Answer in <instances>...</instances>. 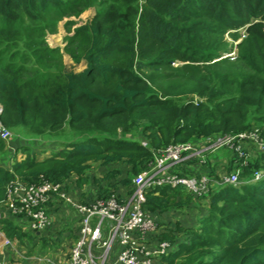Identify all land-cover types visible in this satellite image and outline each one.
<instances>
[{"label": "trees", "instance_id": "trees-1", "mask_svg": "<svg viewBox=\"0 0 264 264\" xmlns=\"http://www.w3.org/2000/svg\"><path fill=\"white\" fill-rule=\"evenodd\" d=\"M92 3L97 12L69 38L80 45L76 62L83 61L81 70L44 60L46 71L53 73L22 80L26 70L20 64L10 68L12 54L0 67L1 123L29 127L44 136L45 144L55 145L42 149L51 153L40 158V152L25 145L9 152L0 139L3 207L7 188L15 181L60 184L81 203L112 193L121 199L131 193L132 178L147 167L154 152L169 143L252 129L264 135V0H0V31L13 43L19 16L46 27L48 10L59 17L77 14L79 6ZM227 35L238 40L236 52L221 57L233 48ZM38 48L36 44L31 50ZM48 51L40 46L42 56L27 63H36ZM176 61L183 62L179 72L172 66ZM145 69L165 71L162 82L175 71L174 91L160 92ZM246 150L245 164V158L231 150L220 151L227 158L225 170L239 169L238 185L210 188L202 195L170 186L145 192L143 209L157 221L150 236L170 244L153 264H264V176L250 180L254 171L264 172V152L253 144ZM211 157L215 155L198 165L189 161L181 174L215 175ZM95 163L107 167L90 178ZM89 179L91 189L81 191ZM75 213V229L65 232L73 242L80 220ZM174 213L187 220H166ZM12 218L28 220L24 214ZM13 219L2 218L0 230L26 246L18 233L22 226ZM37 234L26 236L46 243V237Z\"/></svg>", "mask_w": 264, "mask_h": 264}, {"label": "built area", "instance_id": "built-area-1", "mask_svg": "<svg viewBox=\"0 0 264 264\" xmlns=\"http://www.w3.org/2000/svg\"><path fill=\"white\" fill-rule=\"evenodd\" d=\"M8 132L0 121V139L6 140ZM247 144H253L264 152V135L252 129L206 137L201 144L192 141L169 143L154 152L147 167L132 178L131 193L121 199L112 193L105 198L81 203L73 201L60 184L15 181L7 188L4 205L13 215L24 214L35 230H43L51 223L47 215V203L62 200L79 213L78 237L68 257L61 262L52 261V264H104L114 242L120 246L117 255L119 264H153L156 257L169 250L170 244L166 240L153 241L150 236L156 231L157 221L155 215L143 209L145 192L153 187L170 186L182 187L195 195H202L210 188L238 185L239 169L217 171L215 175H190L181 174V168L190 167L188 162L192 160L197 165L203 164L208 156L222 149L231 150L238 157L245 158L242 162L245 164L249 156ZM263 176L264 172L254 171L250 180L256 181ZM3 216L0 210V218ZM0 264H4L1 259Z\"/></svg>", "mask_w": 264, "mask_h": 264}, {"label": "rangeland", "instance_id": "rangeland-1", "mask_svg": "<svg viewBox=\"0 0 264 264\" xmlns=\"http://www.w3.org/2000/svg\"><path fill=\"white\" fill-rule=\"evenodd\" d=\"M82 3V0H80ZM97 6L95 3H92L90 6L87 7H78L77 14H64L59 17H56L54 14V11L52 9L48 10L47 13H45V19H48L46 22V27L42 25V23L38 22H32L28 20V18L24 16H19L18 17V22L15 23V28L16 31L13 32L15 37V41L11 43L10 41L8 42V38L5 37L3 32L0 31V67L3 65L5 62V59L9 56L12 60V64L10 66L11 69L17 67L19 64L22 68V71L26 70L24 74L22 75V80H30V79H36L37 77L39 78L42 74L46 76L47 74L51 73L52 71H46L43 61L47 60L48 62H53L56 64H61L63 65L64 68H72L74 70H81L83 68V61L81 62H76L77 57L79 56V53L81 52L80 45L76 44L75 42L70 43L69 38L70 36L74 33L75 27L83 24L84 22L90 20L95 13L97 12ZM56 19V21H55ZM0 20V27L3 26V22ZM2 23V25H1ZM19 26V27H18ZM43 26V27H42ZM19 32V33H18ZM20 37V39H19ZM24 39H22V38ZM34 38H37L38 41L34 44L32 43ZM227 39L229 42H232L233 48L231 52L223 53L221 57L224 56H234L236 50H235V44L237 41H232L229 35H227ZM28 41L32 44L28 45L27 43H23V41ZM22 43H21V42ZM41 41V42H40ZM38 44L39 48L36 50H31L34 45ZM40 46H43L47 48L48 53H46L45 57L42 59H39L36 63H27V60L32 58L34 60L35 58H38L39 56H42L43 53L40 52ZM30 47V49H29ZM26 49V50H25ZM28 49V50H27ZM72 53L74 55H72ZM24 54V58L22 59ZM28 57H26V56ZM76 57V58H74ZM59 62V63H58ZM183 62H174L172 64L173 68L175 69L176 72H179L182 68ZM175 71L169 72V75H174L172 77H166V81L162 82L161 77H164L165 71H156L155 69H145L144 73L147 75H150L154 77V86L160 91L163 92L164 88L170 89L174 91V86L178 81V78L175 77L176 73ZM53 73V72H52ZM43 76V77H44ZM193 95V94H192ZM191 95V96H192ZM194 100L198 98V96L194 95L193 96ZM2 126L7 129L9 132V136L4 140L6 143V149L9 150V152H12L13 149H15V146H20V145H25L28 146V148L33 151L36 150L37 153L40 152L38 155L40 158H45L47 155L51 153V149H46L43 151L42 149L52 146L54 144H45L43 142V137L39 132L35 131H30L28 130L29 127H20V128H9L8 126H5L2 124ZM204 141V139L199 140L196 142L197 144H201ZM53 142V141H52ZM45 144L46 146H44ZM55 146V145H54ZM52 146L53 148H55ZM17 155H22V152L20 149L17 150ZM43 152V153H42ZM215 163V167L217 171H227L225 170L226 167V162L227 158L222 156L220 154V150L215 153V157H211ZM95 168L92 170L88 171V176L91 178L92 176H98L102 171L106 169L107 166H103L101 164L95 163ZM115 166V165H110ZM98 174V175H97ZM90 179L80 187V190L82 191H89L91 189V185L89 184ZM215 189V187H214ZM213 189V190H214ZM80 192V191H79ZM93 192V191H92ZM185 192L181 191V198L185 199ZM74 195V194H73ZM73 201H76V198L79 199L77 196L76 198L70 196ZM206 199L199 198V203L204 204ZM55 202L52 205L47 206V215L50 220V224L48 225V228H45L41 234L47 233L48 230V245L44 244L45 242L39 241L41 240H33L31 238H28L26 235L33 234L34 232H41L35 230L34 228L28 227V223L19 218L13 219L17 225L22 226L21 228L18 229V233L22 234L20 237L22 239L27 241V245L25 246V249H23V252L21 255L24 256H19L18 259V264H52V260L54 259L55 254L62 255L63 258H67L69 254V247L68 245V239L65 238V232L66 231H73L76 226V218L77 214L75 213V209L72 205H70L67 202H62L60 205ZM0 210L4 211V217L3 218H9L11 219L12 213L9 214V210L7 209V206L0 205ZM11 215V216H10ZM9 216V217H8ZM164 216V215H163ZM162 216L163 218H167V214L165 213V217ZM178 218H182L187 220V218L183 214H168V219L166 220H171L172 222L177 220ZM1 220V219H0ZM30 224V223H29ZM105 225V224H104ZM104 230V229H103ZM23 231V233H22ZM107 230L105 231L104 235H106ZM4 234L0 230V259H3V252H4V259L7 261V255L9 253L7 252L6 247L8 246L9 242L11 240L7 238H4ZM6 237V236H5ZM9 240V242H8ZM17 241H20L18 238H14V242L12 245H16V249L21 250L19 248H22ZM75 242V241H74ZM73 242V243H74ZM47 245V246H46ZM46 246V247H45ZM2 247V248H1ZM31 247L30 249H28ZM45 248L47 251H50L48 254H45ZM93 249L95 251V247L93 246ZM9 250V249H8ZM28 250V254L26 252ZM120 251V246L117 242H114L111 248V251L109 253L108 258L104 262V264H119L117 262V255ZM47 253V252H46ZM55 260V259H54ZM155 261V260H154ZM184 264H189L187 260L184 261ZM15 262H8V264H14Z\"/></svg>", "mask_w": 264, "mask_h": 264}, {"label": "crops", "instance_id": "crops-1", "mask_svg": "<svg viewBox=\"0 0 264 264\" xmlns=\"http://www.w3.org/2000/svg\"><path fill=\"white\" fill-rule=\"evenodd\" d=\"M214 161V160H213ZM74 197H76V196H74ZM78 202V201H77ZM56 208V207H55ZM27 223H28V227H29V229L30 228H32L31 226H30V224H29V221L27 220L26 221ZM44 230V229H43ZM43 230H39V231H41V232H37L38 234V236L40 237V235H43V236H45V234H41L42 233V231ZM38 231V230H37ZM40 234V235H39ZM46 243L45 244H49L47 241H48V230H47V233H46ZM4 238H7V237H5L4 236ZM9 240H11L10 242H9V244H8V246L6 247V249H7V252L9 253V255H7L6 257L8 258L7 259V261L4 259V252H3V259H1L3 262H4V264H8V262L10 261L9 260V256L10 257H13L14 259H16V260H18L19 259V256H24V255H21V253L23 252V249H25V244L23 245L22 243H20L19 241H17V243L22 247V248H19V249H21V250H18V249H16V245L14 246V245H12V243L14 242V239H10V238H8ZM36 240V239H35ZM13 241V242H12ZM72 243H73V239H68V247L70 246V245H72ZM46 245V246H47ZM45 246V247H46ZM2 248V247H1ZM70 248H71V246L69 247V250H70ZM9 249V250H8ZM0 252H1V250H0ZM26 252H27V254H28V250H26ZM47 252V253H46ZM50 251H47V249L45 248V254H48ZM55 259V260H54ZM54 259L52 260V261H54V262H61V261H64L65 260V258H63V256L62 255H59V253L58 254H55V256H54ZM11 262V261H10ZM12 263V262H11ZM19 262H17L16 261V263H14V264H18Z\"/></svg>", "mask_w": 264, "mask_h": 264}, {"label": "clouds", "instance_id": "clouds-1", "mask_svg": "<svg viewBox=\"0 0 264 264\" xmlns=\"http://www.w3.org/2000/svg\"><path fill=\"white\" fill-rule=\"evenodd\" d=\"M3 213H4V211L3 210H1ZM4 217V216H3ZM3 217H1L0 219H2ZM29 221V220H28Z\"/></svg>", "mask_w": 264, "mask_h": 264}]
</instances>
